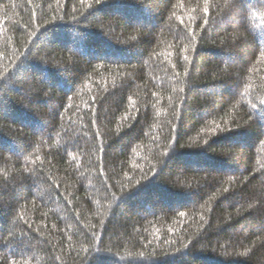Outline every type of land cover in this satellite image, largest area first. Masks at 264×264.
Instances as JSON below:
<instances>
[{
  "label": "trees",
  "instance_id": "16d2710c",
  "mask_svg": "<svg viewBox=\"0 0 264 264\" xmlns=\"http://www.w3.org/2000/svg\"><path fill=\"white\" fill-rule=\"evenodd\" d=\"M0 264H264V0H0Z\"/></svg>",
  "mask_w": 264,
  "mask_h": 264
}]
</instances>
